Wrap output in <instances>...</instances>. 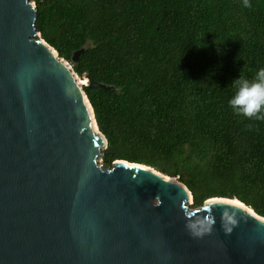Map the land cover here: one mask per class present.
I'll return each instance as SVG.
<instances>
[{
	"label": "water",
	"instance_id": "1",
	"mask_svg": "<svg viewBox=\"0 0 264 264\" xmlns=\"http://www.w3.org/2000/svg\"><path fill=\"white\" fill-rule=\"evenodd\" d=\"M37 22L33 0H0V264H264L252 207L211 198L192 210L177 177L104 168L84 88L113 87L79 85Z\"/></svg>",
	"mask_w": 264,
	"mask_h": 264
},
{
	"label": "trees",
	"instance_id": "2",
	"mask_svg": "<svg viewBox=\"0 0 264 264\" xmlns=\"http://www.w3.org/2000/svg\"><path fill=\"white\" fill-rule=\"evenodd\" d=\"M37 31L81 78L116 161L152 167L193 194L264 217V120L229 101L264 68V0H33ZM83 50L78 61L73 57Z\"/></svg>",
	"mask_w": 264,
	"mask_h": 264
},
{
	"label": "clouds",
	"instance_id": "3",
	"mask_svg": "<svg viewBox=\"0 0 264 264\" xmlns=\"http://www.w3.org/2000/svg\"><path fill=\"white\" fill-rule=\"evenodd\" d=\"M245 7H251L249 0H244ZM236 92L229 101L230 107L237 115L248 119L264 120V68L251 80L244 74L232 84Z\"/></svg>",
	"mask_w": 264,
	"mask_h": 264
},
{
	"label": "bare ground",
	"instance_id": "4",
	"mask_svg": "<svg viewBox=\"0 0 264 264\" xmlns=\"http://www.w3.org/2000/svg\"><path fill=\"white\" fill-rule=\"evenodd\" d=\"M42 42H43V41H42ZM43 43H44V42H43ZM76 79H77V81H78L79 85H82V84H86V83H87V79H86V82H85V83H82V82H83V80H80L78 77H77ZM81 81H82V82H81ZM91 112H93V111H92V109H91ZM171 181H172V182H175V183H177V184H179V180H178L177 178H176V179H172ZM179 186H181V187H183V188H184V184H182V183H181V184H179ZM189 195H190L191 202H192V200H193V199H192V196H193V195H192V193H191V192L189 193Z\"/></svg>",
	"mask_w": 264,
	"mask_h": 264
},
{
	"label": "rangeland",
	"instance_id": "5",
	"mask_svg": "<svg viewBox=\"0 0 264 264\" xmlns=\"http://www.w3.org/2000/svg\"><path fill=\"white\" fill-rule=\"evenodd\" d=\"M33 3H35V2L33 1ZM71 66H72V65H71ZM80 78H81V77H80ZM80 78H79V79H80ZM81 79L83 80L82 83H85V82H86V79H83V78H81ZM81 79H80V80H81ZM100 163H101V162L99 161V164H100ZM102 165H103V161H102ZM178 178H179V177H177V179H178ZM191 209H192V210H195L196 208H192V207H191Z\"/></svg>",
	"mask_w": 264,
	"mask_h": 264
}]
</instances>
